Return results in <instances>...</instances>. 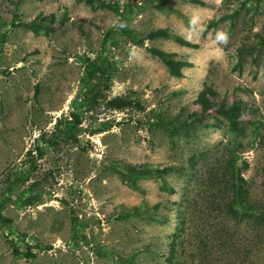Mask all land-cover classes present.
Masks as SVG:
<instances>
[{"label": "rangeland", "instance_id": "1", "mask_svg": "<svg viewBox=\"0 0 264 264\" xmlns=\"http://www.w3.org/2000/svg\"><path fill=\"white\" fill-rule=\"evenodd\" d=\"M103 1L0 0V264H169L174 234L172 264H264V219L233 215L214 178L234 148L225 121L212 111L177 130L165 123L200 112L206 86L220 104L240 101L235 153L264 211V44L255 46L264 0ZM51 13L48 33L32 27ZM119 25L138 35L169 27L199 47L169 37L136 45ZM153 46L191 65L172 76ZM96 52L115 67L108 89L83 104L84 64ZM115 96L130 105L108 106ZM72 112L79 124L64 136ZM141 164H169L162 176L174 192L154 173L130 185L122 165Z\"/></svg>", "mask_w": 264, "mask_h": 264}, {"label": "trees", "instance_id": "2", "mask_svg": "<svg viewBox=\"0 0 264 264\" xmlns=\"http://www.w3.org/2000/svg\"><path fill=\"white\" fill-rule=\"evenodd\" d=\"M83 1L92 8L106 4L103 0H83ZM189 1L194 4H199L201 6L205 5L204 0H189ZM115 9L118 10L117 7ZM174 11L179 16L183 17L184 21L188 25H191V22L182 13L176 10ZM220 19L221 17L209 19L204 26L202 34L205 35L207 29L210 26L216 25ZM42 20H45V23H43ZM53 20L55 21V17L54 14L51 13L47 17H42L37 20L34 19L32 21V27L35 28L36 31L43 30L44 33H48L50 29L49 25L50 23L53 22ZM119 28L121 29L120 33L118 29H114V32L118 33L119 35L122 34L124 38L129 42L140 46L144 44L145 39H154L157 37H169L180 45L188 46L192 48L199 47V43L191 42L185 39L180 34L174 33L169 27H158L155 29H151L144 35H138L134 29H130L125 25H119ZM107 35H109V33ZM4 38H5V33H2L1 39L4 40ZM263 44H264V40L261 39L258 42H256L255 46L258 47L259 45H263ZM150 50L162 60V62L167 67L169 74L172 76H177V77L182 76V68L184 66L191 65L189 61L177 59L174 57L173 53L164 51L155 46L150 47ZM236 51L237 53H240L241 48H237ZM84 65H85L84 74L82 76L83 84L81 85V91L78 94L80 96H78L76 99L78 100L77 102L83 101L84 102V103L82 102L83 104L97 100L98 99L97 97L105 89H108L109 83L111 81V73H113L115 67L113 62H110L102 58V53L100 52H96L95 54H93L92 57L88 56L86 58V63ZM214 93H215L214 90L210 86L204 87L198 93V96L196 98V106L197 108H200V112L194 111L189 116L187 122L184 121L182 123H171L165 121V123L168 126H170V128L177 130L180 126H182V124L191 125L196 121L204 120L211 114L212 111H214L217 116L222 118L226 123L227 131L230 136V140L227 143H229V145H231L234 148L229 149L227 160L223 165V171L220 174L215 171L214 178L216 180L217 179L221 180V182L224 183L223 185L226 187V190H228L229 201L227 202L228 203L227 208L230 212L233 213V215L237 216L240 214V211L244 212L253 209L254 211L253 214L251 215L256 216L257 219L259 220L264 219V211L258 208L257 206H255V203L254 202L252 203L250 200L248 181L247 178L244 177L243 174L241 173L242 167H240L241 162L244 161L238 163V154L235 153L237 146H239L238 134L242 131V126L240 123L241 122L240 115L242 111L241 102L232 101L228 104H220L217 101L213 100ZM130 103H131L130 99L120 96H115L106 100V104L108 106L119 109L127 107L128 105H130ZM72 116L75 118L74 119L75 121H71L70 119L66 121L65 124H62L63 127H59L60 134H67L64 136L70 135L71 129L73 127L72 126L73 123L79 124V120L75 112H72ZM190 161L192 166H194L195 158L192 157ZM243 164L245 168V166H247L246 165L247 162H244ZM168 165L169 164L162 165L161 167L156 166L154 168H151L147 164L122 165L124 179L130 185L135 186L134 184L135 176L154 173L160 179L161 187L165 188L170 192H174L173 188L167 185V183L164 181L162 176V172L167 168H169ZM180 225H181L180 227L181 230H183L184 220L182 217L180 219ZM176 237L177 234H174L173 240L170 244V252L167 257L169 264H172L173 258L177 251Z\"/></svg>", "mask_w": 264, "mask_h": 264}]
</instances>
